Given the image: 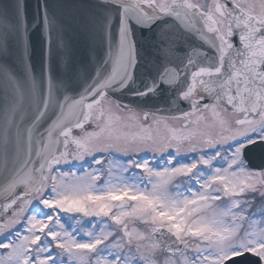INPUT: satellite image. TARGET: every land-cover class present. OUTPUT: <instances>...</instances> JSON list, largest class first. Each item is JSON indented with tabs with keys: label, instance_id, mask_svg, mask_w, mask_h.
<instances>
[{
	"label": "snow or ice",
	"instance_id": "1",
	"mask_svg": "<svg viewBox=\"0 0 264 264\" xmlns=\"http://www.w3.org/2000/svg\"><path fill=\"white\" fill-rule=\"evenodd\" d=\"M0 264H264V0H0Z\"/></svg>",
	"mask_w": 264,
	"mask_h": 264
},
{
	"label": "water",
	"instance_id": "2",
	"mask_svg": "<svg viewBox=\"0 0 264 264\" xmlns=\"http://www.w3.org/2000/svg\"><path fill=\"white\" fill-rule=\"evenodd\" d=\"M28 4H29V10L30 12L34 9L35 7V4H36V0H28ZM33 41H34V44L36 46V49L37 51L39 50V37L38 36H33Z\"/></svg>",
	"mask_w": 264,
	"mask_h": 264
}]
</instances>
